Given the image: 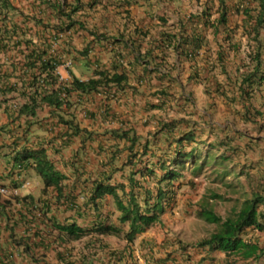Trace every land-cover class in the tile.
Here are the masks:
<instances>
[{
    "label": "crops",
    "instance_id": "crops-1",
    "mask_svg": "<svg viewBox=\"0 0 264 264\" xmlns=\"http://www.w3.org/2000/svg\"><path fill=\"white\" fill-rule=\"evenodd\" d=\"M48 1L55 3V0H9L13 10L0 9V186L18 189L16 197L0 196V264H75V253L81 248L75 250V239H69V234L59 232L58 228H75V223L89 222L112 225L119 234L90 233L82 237L81 241L93 247L87 250L88 264H264V254L256 262L243 261L239 256L209 252L206 248H186L180 234L177 238L172 232L151 233L153 228L163 227L165 215L161 216L160 224L129 244L125 238L128 225L119 223L120 213L113 199L107 196L96 200L95 212L93 204L86 205L85 195H81L93 187L86 182L88 179L100 182L107 177H110L108 184H122L128 191V176L133 168L127 164L130 138H139L141 145L145 141L150 145L157 142L153 152L155 159L159 158L156 150L166 151L167 146L162 142V134L156 139L152 136L163 124H179L175 118L183 104L192 105L195 99L194 109L207 114V103L215 104L221 99L239 113L243 123L231 127L233 136L228 142L232 143L225 149L228 154L246 158L249 166L238 168L241 176L248 177V184L239 186L237 182L231 191L238 193L243 187L249 193L241 196L250 199L252 192L264 196V82L248 103L231 100L239 96L237 86L243 74L251 70L243 54L247 37L241 31L247 29L250 33V23L245 25L244 15L239 13L243 29L231 26L245 37L243 42L223 40L228 26L209 24L197 31L203 41L194 58L188 60L184 56L187 47L165 49L162 41L170 29L181 31L176 22L188 16L184 15L185 0H95L92 8L88 7L93 0H83L89 5L77 15L85 22L83 26L60 33L54 41L52 28L62 27L67 21L45 10L43 4ZM205 9L202 5L199 11ZM185 29L192 31L189 27ZM43 51L59 60L55 71L66 83L73 77L86 81L100 70L110 74L120 72L113 69L116 67L126 72L129 87L116 91L109 100L98 93L74 91L58 109L39 104L34 117L19 115L28 95L39 97L49 89L39 69L40 60H46ZM4 74L13 86L10 91H6L9 87L4 85ZM195 74L198 80L193 77ZM32 76L40 81L34 87L27 84ZM18 77L26 83H20ZM185 80L189 92L176 87ZM225 85L229 86L228 92ZM158 91L165 93L159 95ZM185 97L191 101L186 102ZM199 98L202 106L201 101L197 105ZM247 105L256 114L249 111L246 120L243 114ZM194 109L186 112L188 118L196 114ZM186 124L195 123L190 120ZM220 129L224 138L230 134V128ZM141 145L136 144L132 154L141 153ZM41 149L54 169L65 177L59 188L44 190L32 160L30 164L25 161L32 151ZM167 153L169 156L171 151ZM138 159L139 155L133 162ZM220 173L232 174L224 170ZM134 178L154 189L153 183L149 185L139 175ZM75 194L80 195L75 199ZM263 210L264 204L258 212ZM259 221L264 226V218ZM242 239L264 249V231L248 228Z\"/></svg>",
    "mask_w": 264,
    "mask_h": 264
},
{
    "label": "trees",
    "instance_id": "trees-1",
    "mask_svg": "<svg viewBox=\"0 0 264 264\" xmlns=\"http://www.w3.org/2000/svg\"><path fill=\"white\" fill-rule=\"evenodd\" d=\"M9 0H0V9L13 10V7L9 4ZM244 4H248V8L241 9V14L244 15L245 19L250 22V32L254 33L255 46L249 45V53L247 58L251 64V70L245 73L241 78L238 86V91L240 93V100L245 101L249 100L251 95L257 90L260 85L264 82V39L259 38L260 29H264V0H243ZM253 3V4H252ZM96 1H91L90 5L94 6ZM219 4V18L215 23H212L213 26L218 27L219 25H226L227 16H226V5L224 0H218ZM46 11L55 12L59 17H62L65 23H62V27H54V34H52V40L57 39V36L60 33H67L74 26L81 28L83 26L77 20H74V16L77 15L84 5H82V0H74L72 4L67 3L66 0H55L53 2H46L43 4ZM87 4H85L86 6ZM89 6V5H88ZM203 17L199 15H191L187 18V21L183 24H178L177 28L181 31L174 32V29H170L167 34H165V40L162 39L165 43L163 46L166 48L173 46L175 50L180 49L182 46L187 47V52L184 54L185 57L189 56V59H193L198 51L203 37L197 32L194 27L191 32L183 31V27L188 26V23H197L199 24L203 20L202 25L210 24L209 17V8L205 9L202 13ZM6 19L7 16H4ZM205 18V19H203ZM193 25V24H192ZM173 32V33H172ZM189 33V34H188ZM164 35L162 36V38ZM87 53V49L85 54ZM42 55L46 56V60H40L39 69L40 73L44 74V83L49 87L47 92L41 96L28 95V102L23 105L21 110H18L19 115L32 116L35 115V108L39 104H45L47 106L54 107L55 109L60 108L63 103H66V98L72 92L79 91L81 94H97L104 93L109 99V95L114 98L115 92L123 90L128 86V78L126 72L123 68L113 67L115 70L120 72H114L110 74L108 71L100 70L97 71L92 78L87 81H79L76 78H72L70 83H65L59 85L57 88H54V85L57 84V77L55 75V69L59 65V60L49 54L48 52L43 51ZM28 62L32 65L35 62ZM195 80L199 78L195 76ZM5 80V86L9 87L6 91H10L13 88L10 84L9 76L3 75ZM20 83L25 84V80L21 77H18ZM192 79V78H190ZM40 81L36 76H32L31 80L27 82L28 86L34 87ZM37 88V87H35ZM114 89V90H113ZM1 90V88H0ZM217 91H219L217 89ZM164 91H158L157 94L164 95ZM65 97H61V95ZM21 95H23L21 93ZM248 110L243 114L244 119L247 120ZM66 123V122H64ZM77 128V127H75ZM178 127L176 124H163L158 131H156L152 138L160 134L163 135L162 142L167 146L166 151H161L157 149V152H162L163 155H159V158H156V153L153 152L154 145L145 141L142 145L140 144L139 138H130V145L128 151L130 156L127 164L132 168L129 173V190L126 191L125 186L122 184L112 186L107 183L110 180V177L104 178L102 181H96L93 179H88L86 182L92 184V188L88 192L82 193L85 195L86 201L85 204H93L94 211L96 209V200H101L107 196H110L113 199L116 210L120 213L118 221L121 225H128V231L125 233V238L128 243H131L137 235L144 233L151 226L160 223V216L169 208L171 203L174 201L175 197V188L173 181L179 177L178 170L179 168H184L188 162H192L193 169L197 173L199 169H195L197 159L204 157L200 153V149L191 147L189 151H186V147L190 144L195 143V135L193 130L186 133L181 132L177 133ZM170 133V134H169ZM174 134V135H171ZM121 137L126 138L124 133L120 134ZM164 136H166L164 138ZM141 145L142 152L134 153L133 149L136 146ZM227 147V143H225ZM174 146L171 149V146ZM196 150V151H195ZM167 151H171V154L168 156ZM149 154V155H148ZM139 155L138 162H133V159ZM151 162L149 163V157ZM209 154L205 155L203 163L207 164L206 157ZM146 157L143 161L142 159ZM26 158L32 160L35 165V172L43 180L44 188L48 187L59 188L61 181L64 179V176L59 174L48 160L45 150L32 151L31 154L27 155ZM139 166L138 170H135L137 165ZM220 165V164H218ZM139 175L144 181L153 183L154 189L150 188L148 185L145 186L141 182L135 180V176ZM150 185V184H149ZM216 197V196H215ZM217 198V197H216ZM264 204V196L254 193H251L250 199H246L242 203V207L235 211L231 212V215L222 219L216 215L208 207L201 206L200 211L198 212V217L204 220L209 224H214L218 228L212 233L208 238L202 239L201 241L195 243V247L199 249H207L209 252H221L225 253L227 256L236 255L239 256L243 261H257L263 254L264 249L260 248L257 244L248 243L243 241L242 234L248 228H253L258 231H264V226L259 221L264 218L258 210L260 205ZM59 232H67L75 240L81 239L82 236H86L89 233H95L97 235H118V228L108 225V224H89L88 227L82 228L75 223V228L70 227H59ZM83 264H87V257L82 256Z\"/></svg>",
    "mask_w": 264,
    "mask_h": 264
},
{
    "label": "rangeland",
    "instance_id": "rangeland-1",
    "mask_svg": "<svg viewBox=\"0 0 264 264\" xmlns=\"http://www.w3.org/2000/svg\"><path fill=\"white\" fill-rule=\"evenodd\" d=\"M244 3L246 2L243 0H226V5L230 12L227 28L228 31H225L222 35L223 40H229L228 37H226V34H229L230 40H235V42L244 41L245 37L240 36L235 28H231L232 25L242 27V19L236 14L235 10L236 8L240 10L251 6ZM185 8V13H190L196 16L200 13L198 0H185ZM215 18L216 16L214 15L210 20H214ZM198 26L199 24L197 23H191V27ZM242 32H244V30L241 31V33ZM260 36L264 39V30L260 32ZM250 41L252 42V39H250ZM244 44L243 49L246 47L247 38L245 39ZM176 87L178 88V85ZM225 87L227 88L225 91L228 92L229 86L225 85ZM185 89L189 92L187 86H185ZM201 100L202 98L198 99L197 105ZM194 101L195 99H193L192 105L188 103L189 105L186 107L183 104V108L177 111L178 114L175 120H179V124L176 125L178 131L186 130V128L193 130L195 143L188 145L185 150L189 151L191 147L194 146L195 148L196 146V148L200 149L202 155L204 154L205 156L208 152L209 156L206 157L207 164L203 163L204 157H200L197 159L195 166V169H199L197 173L192 168V162H188L182 169H177L178 173H181V176L180 179L174 182V184L178 186V184H180L178 182H181L183 185L177 191L175 202L171 206V209L167 210L164 214L165 224L163 227H157L156 229L153 228L150 230V232L155 235L160 234V232H163L164 234L172 232L177 238H179V235L177 234H180L181 241L187 246H193L202 239L208 238L210 234L215 232L218 228L216 225L206 223L198 218L197 214L201 206H205V208L209 207L218 216L224 219L230 215L232 208L238 210L242 201L247 199L246 196H241L240 194L247 195L249 193V190L245 192L243 187V190L238 191V193H232L231 191V186L237 184V182L239 186L248 184V177L245 175L241 176L240 172L242 171H238V168L249 167L247 165V159L240 154H238V157L235 154H228L226 151L227 149H224L223 143L216 146L217 142H225L227 143V147L229 145L231 146L232 140L231 142H228V139L233 136L231 133L233 131L231 127L237 128L238 124H243L241 122V116L239 113L236 114L234 108L226 105L221 99L217 100V103L215 104L211 102L207 103L208 108L205 110L207 111V114L199 113L195 110ZM203 104L204 103L201 101V106ZM190 106L196 113L192 115V119L188 118L186 115L187 111H192ZM190 120L195 124H186V122ZM220 127H223L224 130L230 128L228 131L230 134L226 135L224 138ZM173 148L174 146L172 145V149ZM159 155H163V153L159 152ZM222 156L226 157L228 160L225 162L218 160V157L222 158ZM217 163H221V165H218ZM223 170L226 172L231 171L232 174L228 173L227 175H221L222 173L220 172ZM237 173L239 174L237 175ZM149 184H151V182H149ZM165 230H167V232H165ZM78 245L79 243L76 242L75 248ZM85 251L87 252V250ZM100 257L101 256H99V258Z\"/></svg>",
    "mask_w": 264,
    "mask_h": 264
},
{
    "label": "clouds",
    "instance_id": "clouds-1",
    "mask_svg": "<svg viewBox=\"0 0 264 264\" xmlns=\"http://www.w3.org/2000/svg\"><path fill=\"white\" fill-rule=\"evenodd\" d=\"M61 1H63V0H61ZM67 1V0H66ZM199 1V0H198ZM74 1H72L71 3H69V4H72ZM224 2H225V5H226V0H224ZM68 3V2H67ZM82 5H84V8L85 7H88V5H86L85 6V4L83 3V0H82ZM202 5L206 8V9H208L209 8V17H210V19H211V17H213L214 15L216 16V18L214 19V20H210V24H212V23H215L217 20H218V18H219V14H220V11H219V4H218V0H205V1H203V2H200L199 1V6H200V8L202 7ZM93 6H91V7H88V8H92ZM84 8H82L81 9V11L84 9ZM215 9V10H214ZM81 11H79V12H81ZM203 11L204 10H201L200 11V13H198V15L197 16H199V15H201L202 17L204 16V15H202V13H203ZM236 14H238L239 15V13H241V9L240 10H238L237 8H236ZM78 12V13H79ZM229 12H230V10H229V8H228V6L226 5V16H227V23H226V25H221V27H225V26H228V19H229ZM78 13H77V15H78ZM77 15H75L74 16V18H75V20H77V21H79L80 23H82V24H84L85 22L83 21V19L82 18H80V17H78L77 18ZM184 15H188V16H183L182 18H179L178 19V22H176L177 23V25L178 24H183V23H185L186 21H187V18L189 17V16H191L192 14H190V13H185ZM240 16V15H239ZM203 19H205V18H203ZM244 21H245V25H247L248 23H250V22H248L247 21V19H244ZM203 24V20H201V22L199 23V26L198 27H194L196 30H202V28H204L206 25H202ZM184 25V24H183ZM190 28L191 30L193 29V28H191V24L190 23H188V26H186V27H183V31L184 30H186L185 28ZM75 28L77 29V26H75ZM244 30V32H245V35H246V37H247V44H246V47H245V49H243V53H244V56H245V58L247 59V61L249 62V59L247 58V54L249 53V45H248V43H251V45L250 46H255V40H254V33H252V32H250V33H248L247 32V29H243ZM262 30H264V29H260V32L262 31ZM260 32H259V38H261V36H260ZM226 37H228V39H230V36H229V34H226ZM250 39H252V42L250 41ZM262 39V38H261ZM185 58H187L188 60H189V56L187 55V57H185ZM68 66H69V64H67ZM57 68V67H56ZM56 70V69H55ZM245 73H247V72H245ZM244 73V74H245ZM243 74V75H244ZM55 75H56V77H57V84L55 85V87L54 88H57L59 85H62V84H65L66 82L65 81H63L62 79H61V77L56 73V71H55ZM92 78V77H91ZM90 79V78H89ZM80 81V80H79ZM87 81V80H86ZM186 81L187 80H185L183 83H181V84H178V88L177 89H185V86H186ZM70 83V82H69ZM259 89V88H258ZM114 90V89H113ZM185 91H186V89H185ZM237 91H238V86H237ZM187 92V91H186ZM238 93H239V91H238ZM98 94H100V95H103L104 97H105V99L106 100H109V99H112V97H111V95H109V99H107V97H106V95L104 94V93H98ZM65 97V95H61V97ZM68 97V96H67ZM251 98V97H250ZM185 99V101L186 102H190L191 101V99H189L188 97H185L184 98ZM235 99H237V101L238 102H247L248 103V100H245V101H242V100H240V93H239V96L236 98V97H232L231 98V100L232 101H235ZM65 104V103H64ZM250 105H249V107H248V105H247V108L245 107L244 109H245V113H246V110H248V114H249V111H250ZM250 114L251 115H254V114H256L255 112H251L250 111ZM192 129H190L189 131H191ZM221 143H223V145H224V149H225V142H221ZM220 144V143H219ZM219 144H217L216 143V146H218ZM207 152V151H206ZM206 154H209L208 152L206 153ZM204 158H205V156H204ZM29 159V158H28ZM216 159V158H215ZM218 160H220L221 162H225V161H227L228 159L226 158V157H218ZM28 164H30V159L29 160H25ZM31 164L33 165V169L35 168V165L33 164V162H31ZM217 164H220L221 165V163H217ZM200 166V165H199ZM19 168H21V165L19 166ZM194 170V169H193ZM34 171H35V169H34ZM58 172V171H57ZM36 173V172H35ZM195 173V172H194ZM37 174V173H36ZM180 175H179V177L175 180V181H177L178 179H180V176H181V173H179ZM39 176V175H38ZM40 177V176H39ZM41 178V177H40ZM64 179H65V177H64ZM63 179V180H64ZM42 180V179H41ZM62 180V181H63ZM61 181V182H62ZM175 181H173V185H174V188H175V197H174V201H173V203H171V205L169 206V208L167 209V210H169V209H171V206L174 204V202H175V198H176V194H177V191L181 188V186L183 185L181 182H178V183H180V184H178V186L177 185H175L174 184V182ZM42 183H43V180H42ZM49 188V187H48ZM43 189L44 190H46L45 188H44V185H43ZM79 195L80 194H75V199L77 198V197H79ZM82 195V194H81ZM0 196H3V197H11V198H13V197H16V196H18V189L17 188H14V189H9V188H6V187H3V186H0ZM248 199V198H247ZM246 200V199H245ZM245 200H243V201H245ZM211 201V200H210ZM243 201H242V203H243ZM241 203V204H242ZM242 207V206H241ZM209 208V207H208ZM200 209H201V207H200ZM200 209H199V211H200ZM210 209V208H209ZM167 210L162 214V215H164L166 212H167ZM211 210V209H210ZM198 211V212H199ZM259 211V210H258ZM214 212V211H213ZM232 212V211H231ZM215 213V212H214ZM261 215H263L264 216V210L262 211V212H259ZM216 214V213H215ZM161 215V216H162ZM217 215V214H216ZM230 215H231V213H230ZM229 215V216H230ZM161 216H160V218H161ZM197 216H198V214H197ZM220 217V216H219ZM199 218V217H198ZM199 219H201V218H199ZM225 219V218H224ZM204 221V220H203ZM160 222H161V219H160ZM91 222H89L87 225H78L77 223V225L80 227H82V228H86V227H88L89 226V224H90ZM207 223V222H206ZM158 224H160V223H157V224H155V225H158ZM155 225H153V226H151L150 228H152V227H154ZM212 225H214V224H212ZM150 228H148L147 230H149ZM146 230V231H147ZM128 231V230H127ZM145 231V232H146ZM144 232V233H145ZM214 233V232H213ZM69 234V233H68ZM90 234V233H89ZM88 234V235H89ZM95 234V233H94ZM143 234V233H142ZM142 234H140V235H142ZM88 235H86V236H88ZM211 235V234H210ZM69 236H72V235H70L69 234ZM86 236H82V237H86ZM139 235H137L136 237H135V239L138 237ZM81 237V238H82ZM72 238V237H71ZM69 239H70V237H69ZM134 239V240H135ZM206 239V238H205ZM80 240V239H79ZM133 240V241H134ZM127 241V240H126ZM133 241L131 242V243H133ZM79 243V245L75 248V250L77 249V248H79V246H80V248H81V250H78V251H76V253H75V257H76V260H75V264H83V262H82V256H86L87 257V264H88V262H89V254H88V251L86 252L85 250H88V249H92L93 247H91L90 246V243L89 242H87V241H78V240H75V243ZM127 243H128V241H127ZM131 243H129V244H131ZM181 243V242H180ZM81 244H83L82 246H81ZM183 244V243H182ZM186 248L188 247V248H190V247H193V246H187V245H184Z\"/></svg>",
    "mask_w": 264,
    "mask_h": 264
}]
</instances>
